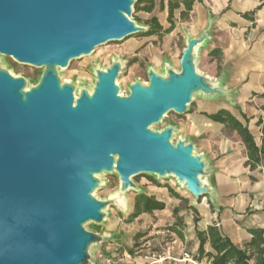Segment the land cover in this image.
Returning <instances> with one entry per match:
<instances>
[{"label": "water", "instance_id": "1", "mask_svg": "<svg viewBox=\"0 0 264 264\" xmlns=\"http://www.w3.org/2000/svg\"><path fill=\"white\" fill-rule=\"evenodd\" d=\"M137 1L0 0V264H96L94 250L114 236L84 225L106 223L109 205L124 213V193L144 194L137 176L172 177L196 203L218 197L210 163L178 125L152 130L197 98L235 105L223 78L198 69L212 17L200 37L185 33L178 70L166 59L165 74L149 70L128 96L119 94V61L97 72L92 93L77 96L59 76L96 48L147 32L132 19ZM2 57L44 69L38 85L3 70ZM105 173L121 184L112 204L93 196Z\"/></svg>", "mask_w": 264, "mask_h": 264}, {"label": "crops", "instance_id": "2", "mask_svg": "<svg viewBox=\"0 0 264 264\" xmlns=\"http://www.w3.org/2000/svg\"><path fill=\"white\" fill-rule=\"evenodd\" d=\"M260 5L259 0H197L189 21L180 23L185 26V48V33L198 38L208 27L209 19H214L210 41L201 50L199 61L206 53L216 68H220L215 75H208L224 79L225 87L233 90L231 98L235 105L223 97L197 98L190 112L175 122L178 134L193 141L197 154H204L210 163L208 181L218 192V197L211 200L206 195L196 203L189 193L170 185L153 184L152 196L146 195L164 204V209L143 213L130 223L144 220L151 225L148 236L152 237L153 253L166 258L152 264H208L207 260L196 262L194 257L200 246L197 231L212 225L218 226L238 247L251 241L250 230L264 229V168L251 170L247 165V149L239 135L205 115L229 111L248 125L257 145L261 144L264 130L259 123L264 107V98L260 96L264 92V7L256 12L254 21L244 17ZM214 50H220V53L211 55ZM166 186L179 197L172 195ZM131 209L133 214L135 202ZM165 229L173 234L168 240L159 235ZM125 237V241H133L132 237ZM117 245L120 242L103 248L104 256H110L107 251H114V255ZM206 251H211L209 244ZM185 253L191 260L183 259ZM115 261L117 264H146L141 257L131 262L119 256Z\"/></svg>", "mask_w": 264, "mask_h": 264}, {"label": "rangeland", "instance_id": "3", "mask_svg": "<svg viewBox=\"0 0 264 264\" xmlns=\"http://www.w3.org/2000/svg\"><path fill=\"white\" fill-rule=\"evenodd\" d=\"M181 10L175 12V29L171 34L161 37L141 36L139 34L122 42H113L100 46L91 55L72 61L68 68L59 69L61 80L64 83L74 85L77 96L83 91L92 93L97 80V72L104 71L119 61L123 65L117 80L119 94L128 96L131 85L135 83L147 84L149 82V70L154 68L158 73L165 74L164 61L166 59L169 60L172 69L178 70L184 49L183 30L185 27L180 25V23L189 21V18L186 20L181 19ZM168 16L169 0H156V7L152 13L136 11L134 7L132 19L139 26H144L153 17H157L161 24L169 28ZM1 68L9 71L15 77L25 78L29 89L38 85L44 72V69L20 65L7 57H2ZM198 69L203 74L215 75L220 68L217 69L215 62L210 60L205 53L201 61H199ZM192 107L193 104L190 110ZM183 116L170 113L161 124L152 127V130L162 131L171 123L182 120ZM99 178L103 185L95 190L93 196L110 204L115 203V197L122 192L118 175L116 173H105ZM133 181L140 187L142 193L151 196L153 194V184L159 186L170 185L180 192L188 193L172 177L158 179L153 176L141 175L133 178ZM137 195L139 194L135 190H129L124 193L123 196L127 202V210L124 213L120 212L114 205H109L107 210L109 215L103 225H96L91 222L84 225L88 231H95L99 234L109 232L114 236V242L103 244L94 250L93 255L97 264H101V255L105 257L102 253L104 251L103 248L118 242H120V245L122 244L125 251L137 255V257L153 254L152 237L148 236L151 231V225L144 220L132 224L128 221L129 215L132 213L131 207ZM139 235L141 237L136 239ZM125 236L132 237L133 241H125ZM112 252L114 251H107V254L112 255Z\"/></svg>", "mask_w": 264, "mask_h": 264}, {"label": "trees", "instance_id": "4", "mask_svg": "<svg viewBox=\"0 0 264 264\" xmlns=\"http://www.w3.org/2000/svg\"><path fill=\"white\" fill-rule=\"evenodd\" d=\"M197 0H169L168 22L170 27L165 29L157 17L148 21L146 26L149 30L140 34L141 36H163L171 34L175 29V12L181 10L180 17L182 20L189 18L190 13ZM200 1V0H198ZM261 5L252 13L245 14V18L254 21L257 11L264 7V0H259ZM156 7V0H138L135 6L136 11L152 13ZM220 50H214L211 55L219 54ZM264 98V92L260 95ZM263 117L259 121L264 126V107ZM215 123L225 125V127L236 132L247 149L248 162L251 170L258 167L264 168V130L261 144L257 145L248 125H244L233 114L227 110H221L215 114H205ZM170 193L176 197L179 195L173 192L170 186H166ZM165 205L157 202L153 197L146 194H139L135 199V210L130 215L128 221L133 222L143 213H152L154 210H162ZM195 211V210H194ZM198 221V218L196 219ZM252 239L243 247L236 246L227 236L223 235L218 226H209L206 230L197 231L199 241V250L194 257L196 262L201 263L207 260L208 264H264V229L250 230ZM139 235L136 239L140 238ZM207 244L210 245L211 251H206Z\"/></svg>", "mask_w": 264, "mask_h": 264}, {"label": "built area", "instance_id": "5", "mask_svg": "<svg viewBox=\"0 0 264 264\" xmlns=\"http://www.w3.org/2000/svg\"><path fill=\"white\" fill-rule=\"evenodd\" d=\"M159 235H161L163 238L168 240V239H170L172 237L173 234H172V232L170 230L165 229V230L159 232ZM168 243H169V241H167V244ZM122 249L123 248H122L121 245H117L114 255L102 257L101 258V264H117L115 259L119 257V254H121L120 255L121 259L128 260V261H131V262L134 261L135 259L139 258V257H137V255L131 254V253L127 252V251H122ZM141 258L144 260V262L146 264H152V263H156V262H163L166 259L165 256H162V255H159V254H156V253H153L150 256L145 255V256H143ZM183 259L184 260H191V257H190V255L188 253H185L184 256H183Z\"/></svg>", "mask_w": 264, "mask_h": 264}]
</instances>
